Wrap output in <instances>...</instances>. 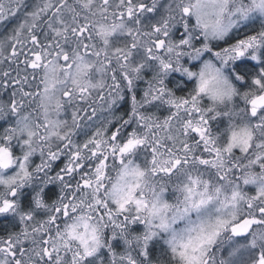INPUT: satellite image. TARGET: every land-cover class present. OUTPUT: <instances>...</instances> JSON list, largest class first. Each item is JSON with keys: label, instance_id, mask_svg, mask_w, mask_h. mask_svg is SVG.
Masks as SVG:
<instances>
[{"label": "snow or ice", "instance_id": "1", "mask_svg": "<svg viewBox=\"0 0 264 264\" xmlns=\"http://www.w3.org/2000/svg\"><path fill=\"white\" fill-rule=\"evenodd\" d=\"M0 264H264V0H0Z\"/></svg>", "mask_w": 264, "mask_h": 264}]
</instances>
